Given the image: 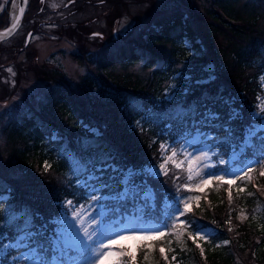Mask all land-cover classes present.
Listing matches in <instances>:
<instances>
[{"label": "trees", "instance_id": "obj_1", "mask_svg": "<svg viewBox=\"0 0 264 264\" xmlns=\"http://www.w3.org/2000/svg\"><path fill=\"white\" fill-rule=\"evenodd\" d=\"M11 1L8 0L6 8H3V0H0V30L11 23ZM45 1L30 0L25 19L29 15L34 17L43 14ZM211 1L215 9L208 13L212 20L210 25L218 30H227L241 42L234 48L233 58L227 60L231 62L234 74L226 77L224 72L218 70L216 80L193 84L195 80L210 74L205 71L210 59L197 41L199 31L193 27L185 12L177 10L142 29L138 38L131 39L118 51L103 54L99 58L74 54L78 61L85 65L94 64L104 73L117 66L126 67L138 62L149 69L147 78L133 79L126 76L112 84L104 82L97 73L90 72L84 77L89 88L99 89L108 97V101L124 109L121 123L114 114L109 118L115 124L114 130H120L118 136L111 135L102 127L101 121L76 98L63 78V84L49 95L40 111L29 107L10 119L5 130L7 140L14 145L11 152L13 165L21 170V177L6 178L1 174L0 178V196L8 195L7 200H0V233L6 235L9 241L28 232H38L39 235L31 243L38 240L50 257L51 253L47 251L51 242L50 230L53 228L54 215L60 213L59 201L64 197L76 198L79 202L87 199L86 191L75 185L80 176L71 170L66 149L61 151L65 141L68 149L87 163L89 170L103 168L104 171L98 174H102L106 180L114 178L108 180L110 187L99 193L119 194L124 185L119 183L120 177L116 172L125 173L127 169L135 171L133 181L136 189L128 192L125 199L114 200L117 203L112 200L109 202V205L116 207L115 210V207L111 208L113 215L119 214L123 220L134 215L139 205H143L145 211L142 220L152 218L158 224L165 221V214L170 210L167 205H163V197L167 195L174 203H179L182 196H188L191 191L197 192L192 189L196 185L195 181L188 182L174 166V172L159 179L147 176L142 171L144 167L160 162L158 147L163 142L167 139L176 140L185 132L189 137L202 130L213 135L211 143L218 155L223 157L228 155L233 144L242 143L246 130L253 122L259 121L253 111L259 104L261 76L264 74V30L253 28L259 19L257 16L250 17L251 20H237L239 18L233 16L234 11L230 7L234 0ZM104 3L112 9L113 6H119L117 0H105ZM68 4L74 7L73 13L84 16L89 13L93 17L99 15L93 12L95 10L92 9L97 5L90 0H69ZM61 25L65 29L74 27L71 23ZM36 29L34 27L33 31ZM185 40L190 41L191 48L185 47ZM184 59L187 62L185 71L190 73L194 85L191 92L182 94L181 89L175 100L159 101L158 96H163V84L175 74L177 64ZM44 75L50 76L49 73ZM229 77L233 78L234 83L229 82ZM172 102H180L182 106L176 115L165 113L163 109ZM208 109H213L221 119H206L204 114ZM231 109L239 110L240 118L228 125L233 132L226 140L228 133L225 123ZM144 118L146 121L143 126L134 129L135 121ZM63 119L73 125L70 131L61 122ZM118 126L121 127L119 130ZM95 127L102 131L101 135L90 131ZM55 131L62 137L61 140L53 139ZM76 131L81 133L77 138L79 144L75 142ZM83 135L85 141H81ZM262 136L264 132L253 138L252 145L246 148L237 162L243 166L247 161H258L247 170L251 179L244 174L231 185L215 179L211 186L199 193V207L195 204L193 211L183 216V221L193 218L205 228L211 227L214 235L207 240L194 242L190 238V234L196 235L192 231L194 225L185 229L180 237L173 231L166 233L160 240L142 244L137 251L135 264H238V260L248 264H264V176L260 175L264 171ZM46 147L49 148L45 150ZM114 167H117L116 171H113ZM185 184L191 185V190L185 188ZM148 189L155 196V208L143 197ZM237 213H243L245 219L238 220ZM44 226L47 230L43 234L41 230ZM148 244H152L151 249L147 247ZM161 247L165 249L164 254L159 251ZM145 255L148 256L147 260L144 259ZM164 255H167V260Z\"/></svg>", "mask_w": 264, "mask_h": 264}, {"label": "rangeland", "instance_id": "obj_2", "mask_svg": "<svg viewBox=\"0 0 264 264\" xmlns=\"http://www.w3.org/2000/svg\"><path fill=\"white\" fill-rule=\"evenodd\" d=\"M90 1L97 5L92 9L95 10L93 11L95 14H99L96 17H93L92 14L89 15V13L86 16L77 14V12L73 13L72 10L74 7L68 4L69 0H46L43 14L35 15L34 17L29 15L27 19H24L20 27L21 29L13 35V37L0 43V178L1 174L6 178L21 177V170H17L16 167H14L13 158L11 156L14 145L7 140L5 128L8 122L17 115L18 112L25 111L29 107L40 111L43 104L47 102L49 95L63 84L61 82L62 78L70 85L76 98L79 101L81 100L89 111H93L98 120L101 121L102 127L108 130V133L111 135H119V129L121 127H117L119 131L114 130L115 124L111 123L112 121H110L109 118L114 114L116 119L121 123V115H123L124 109L122 108V110L119 108L113 101H108V97L100 92L99 89L89 88L84 82V77L90 74V72L94 74L97 73L102 77L104 82L112 84L116 82V80L126 76H131L133 79L147 78V76H149L147 75L149 69L144 68L142 62H138L126 67L117 66L109 72L104 73L102 70L99 71L94 64L85 65L78 61L74 54L80 53L86 58H89V56L99 58L103 54L118 51L121 47L130 42L131 39L138 38L142 29L152 26V24H155L162 16L171 15L173 12L181 10L186 13L185 16L188 20H191L193 27L199 31L200 36L197 41L201 44L202 50L208 54L210 59V63L205 68V71L210 74L195 80L193 84L200 85L207 83V81L216 80L218 70L224 72L226 77L229 74H234L232 66H230L231 62H227V60L233 58L234 55H232V53L234 48L241 45V42L238 37H234L227 30H218L215 29L213 25H210L212 20L209 19L208 13L215 9L213 8L214 6L211 0H117V5L119 6H113V9L109 4L104 3L105 0ZM6 3H8V0H3V8H6ZM9 7L11 14L10 18H13L17 10V0L14 2L12 0ZM230 7H232L234 11L233 16L235 17L236 15L239 21L247 20V18L251 20V18H256L255 16H257L259 19L256 24H254L253 28L264 30V0H234L231 2ZM77 20L79 22L76 24ZM61 23H71L74 27L65 29L66 27L61 25ZM34 24H38V26H34ZM34 27L37 28L35 31H33ZM30 31H32V35L30 41L27 43L26 37ZM185 41V47L191 48L190 41ZM186 66L187 62L185 59L177 64L178 70L163 84L164 88L162 94L165 97L159 95V101L163 99L170 101L175 100L178 96L177 93L181 89H183L182 94L187 93V91L191 92L194 85L192 84L190 73L185 71ZM9 68L12 69L15 75H12V72L8 71ZM44 73H49L50 76L46 77ZM261 77H264V74ZM229 80V82L234 83L233 78L229 77ZM258 102V107L253 111V115L255 114L254 117H257L259 121L253 122V125H257L260 122V116L264 115L261 111L264 109V81H262L261 94L258 96ZM165 106L166 107L163 108L165 113L169 112L173 113V115H176L177 112L182 110L180 102L167 103ZM235 111L239 113V110ZM145 118L144 120L135 121L133 128H141L146 121ZM61 122L66 124V129L68 131L73 128V125L69 124V121L63 119ZM85 127L88 128V125H85ZM90 131H94L96 135H101L102 133V131L98 130L96 127L92 128ZM54 133L53 139L61 140L62 137L59 136L56 131ZM196 133L188 137L185 132L183 135L178 136L176 140L167 139V141L163 142V144L158 147L161 152L160 162L155 165L144 167L142 171L147 174V176L149 175L159 179L168 177L170 172H174V166L176 168L175 170L177 171L178 169L177 172L181 173L187 180L189 160L196 156L206 155L207 158L201 160L197 165L204 179H212L213 182L215 179L207 175L208 173H212L214 175L223 176L226 181H236L238 179L237 176H244L245 172H248L247 170L258 162L256 160L247 161L243 166L237 164L246 148L250 146L244 145V140L239 145L233 144L228 155L223 157V155H218L217 149L213 147L211 143L213 135H209L205 131H199V133H201L199 141L192 143ZM259 133L255 136H258ZM79 134L81 135L80 132L74 134L75 142L78 144L77 138ZM81 141H85L84 135L81 137ZM48 148L49 147H46L45 150ZM61 148H63L61 151L66 149L65 154L68 156L71 170L80 176L75 181V185L81 188V185L85 181V174L76 169V164H79L82 169L84 167L88 168L86 165L87 163L82 162L81 158L75 156V153L68 149L66 141L62 144ZM172 151H176L177 153V156L174 157L176 163L180 161L184 162L180 167H177L176 163H173V161L167 160V157L171 156ZM233 152H235V156H233ZM186 154L190 155L186 156ZM221 161L224 162L222 163ZM165 163L166 174L165 170L159 167L161 164ZM205 165H207V167H205ZM113 169L116 171L117 167ZM129 173L135 174V171L127 169L125 173L116 172V175L119 176L121 180ZM178 176L179 175H177V177ZM196 179H200V177L194 176L191 181H187L190 183L195 181L197 185L200 183V180L198 181ZM211 184L212 183L204 185L202 188H197L195 185L192 189L197 192L191 191L188 196H182L178 200L179 203H174L167 195L165 196L166 198L163 197V205H167L170 210L165 214V221L161 224L154 222L152 218L147 221L142 220L144 215L143 212L145 211L143 205H139L134 215L128 216L126 219L122 220V216L119 214L117 216L113 215V210L111 208L115 207V205H109V202L111 200L117 201L118 198L113 197H118L124 189L117 195H104L99 192L95 193V195L110 197L104 201L106 205L105 212L107 213L108 228L110 231H120L122 226H126L128 228L160 229L169 234L173 231L172 228L163 227V225L168 224L170 226L173 223L183 221L184 215L180 213L184 208V200L195 197L200 198L199 193L206 187L211 186ZM189 186L191 187V185ZM127 187L129 189L128 192H131L132 189H136L133 177ZM85 191L87 194V191H90V189H84V192ZM146 193L149 194L147 199L151 203L152 208H155L157 204L154 203L155 196L153 192L151 189H148V191L144 192V198ZM0 197H2L0 200H7L8 195ZM68 200L73 201V205H67L66 202ZM195 204L196 202H192V207ZM81 206H83L82 218L85 220L91 215H96L100 210L99 206L95 204L88 195L87 199L83 202L76 201V198L71 197H64V199L59 201L60 213L54 215L52 219L53 228L50 230V233H52L50 236L51 241L57 238V230L65 227L63 214L67 212L69 219H71L73 208L80 211ZM115 209L116 207L114 210ZM237 215L238 220L245 219L243 213H237ZM77 227H79V222H77ZM42 229L41 232L44 234L47 230L46 226ZM206 229L211 232V235L207 236L204 240H207L215 233L211 227ZM121 234L130 235L131 232L123 231ZM3 236L5 237L4 243H15L16 241H9L6 235ZM178 236L180 237L181 235ZM112 238L117 239L118 237L113 236ZM197 241L201 240L197 239ZM105 243H107V240H105ZM123 243L131 246L134 242L124 241ZM144 243L145 242H143V244ZM114 250H120L119 245L114 246ZM132 250L137 254L139 249L133 248ZM24 251H26V249L22 247L19 252H14L12 255L19 256ZM57 255H59V253H57ZM8 259L9 262H11L12 256H9ZM124 259L126 260L129 258L124 257ZM237 263L248 264L243 260H238Z\"/></svg>", "mask_w": 264, "mask_h": 264}, {"label": "snow or ice", "instance_id": "obj_3", "mask_svg": "<svg viewBox=\"0 0 264 264\" xmlns=\"http://www.w3.org/2000/svg\"><path fill=\"white\" fill-rule=\"evenodd\" d=\"M23 12L24 9L21 8V15ZM17 24L18 21L12 24V29H15ZM10 31L11 29L9 32ZM8 71L12 72V69L9 68ZM12 75H15V73L12 72ZM261 80L264 81V77H261ZM224 103L227 104L228 101H224ZM261 111L264 113V109ZM204 115L205 118L209 120L221 119L220 115L213 109H208ZM239 118L240 113L235 111V109L229 111L225 123V130L228 133L226 140L231 137L233 132V129L228 125L232 120ZM259 132H264V115L260 116V122L257 125L250 126L246 130L243 137L244 145H251L252 138ZM200 136L201 133L197 132L192 143L198 142ZM261 139H264V136H262ZM187 155L190 154H186V156ZM235 155V152H233V156ZM176 156V151H172L171 156L167 157V160L176 163L174 161V157ZM206 158V155L196 156L188 162L187 180L191 181L194 176H199L200 183L196 185L197 188H202L204 185L212 183V179L203 178L201 170L197 167L199 162ZM221 162L223 163L224 161ZM183 163V161H180L176 163V166L180 167ZM159 167L165 170L166 174V163L161 164ZM205 167H207V165H205ZM76 169L85 174V181L81 187L85 190L90 189V191H87V195L99 206L100 210L97 214L89 216L87 220L83 219V206H81L80 211L73 208L71 219H69L67 212H65L63 214L65 227L57 230V238L51 241L48 247L47 251L52 253L50 257L45 253L44 245L38 240L34 245L31 243L32 239L39 235L38 232H28L26 235H20L17 237L15 243H4L5 237L0 233V264H129V262L135 264L136 252L132 250L133 248L139 249L143 242L160 240L166 235V233L160 229L128 228L126 226H122L120 231H110L108 228L107 213L105 212L106 205L104 203V201L110 197L97 196L95 193L108 189L110 187L108 180L114 178L109 177L108 180H106L102 174H98L104 171L103 168L89 170L87 167H84L81 169V166L76 164ZM113 170L115 171V169ZM134 175V173L126 174L124 178L119 181L120 184L125 185L124 191L120 193L118 197L113 198L123 200L127 197L129 191L127 185L131 182ZM207 175L230 185L235 183V180L225 181L223 176L214 175L212 173H208ZM260 175L264 176V171H261ZM245 177L251 179L248 172H245ZM237 178H239V176H237ZM185 188L191 190L188 184H185ZM240 191H243V189H240ZM148 195V193L145 194L146 199ZM0 199H2V197H0ZM199 199V197H195L184 200V208L180 214L185 215L192 212V202H196L197 207H199ZM229 199H231V192H229ZM66 203L69 206L73 205V201L71 200H68ZM77 222H79V227H77ZM193 225L194 227H192ZM163 227H171L173 232L178 235H182L185 229L192 227V231L195 232L196 235L190 234V238L194 242L197 239L204 240L207 236L211 235V232L208 231L205 226L200 225L193 218L179 221V223H173L170 226L164 224ZM123 231L131 232V234L122 235L121 232ZM113 236L118 238L113 239ZM105 240H107V243H105ZM124 241H132L134 243L128 246L123 243ZM116 245H119L120 250H114V246ZM197 246L199 247V245ZM22 247L26 249V251L22 252L19 256L12 255L14 252H19ZM147 247L151 249L152 244H148ZM159 251L161 254H164L165 249L161 247ZM200 251L203 253L204 249L201 247ZM57 253H59V255H57ZM9 256H12L11 262H9ZM124 257H128L129 259L125 260ZM144 259L147 260L148 256L145 255ZM164 259H168L167 255H164ZM172 259L175 260L176 257L173 256Z\"/></svg>", "mask_w": 264, "mask_h": 264}, {"label": "water", "instance_id": "obj_4", "mask_svg": "<svg viewBox=\"0 0 264 264\" xmlns=\"http://www.w3.org/2000/svg\"><path fill=\"white\" fill-rule=\"evenodd\" d=\"M15 0H13L14 2ZM29 1L30 0H17V10L13 15V18L11 20V23L6 27L0 30V43H3V41L9 40L13 35H15L21 28L23 21L25 19V15L29 9ZM23 8L24 12L21 15L20 9ZM17 27L15 29H12V24L17 23ZM11 31L9 32V30ZM30 34V35H29ZM32 32H29L27 35V43L30 41Z\"/></svg>", "mask_w": 264, "mask_h": 264}, {"label": "flooded vegetation", "instance_id": "obj_5", "mask_svg": "<svg viewBox=\"0 0 264 264\" xmlns=\"http://www.w3.org/2000/svg\"><path fill=\"white\" fill-rule=\"evenodd\" d=\"M30 32H32V31H30Z\"/></svg>", "mask_w": 264, "mask_h": 264}]
</instances>
